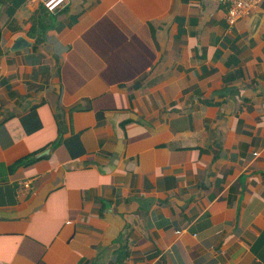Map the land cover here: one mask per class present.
Returning <instances> with one entry per match:
<instances>
[{"label":"crops","instance_id":"0c3cea01","mask_svg":"<svg viewBox=\"0 0 264 264\" xmlns=\"http://www.w3.org/2000/svg\"><path fill=\"white\" fill-rule=\"evenodd\" d=\"M0 264H264V0H0Z\"/></svg>","mask_w":264,"mask_h":264},{"label":"built area","instance_id":"2783aa9c","mask_svg":"<svg viewBox=\"0 0 264 264\" xmlns=\"http://www.w3.org/2000/svg\"><path fill=\"white\" fill-rule=\"evenodd\" d=\"M67 0H63V3H57V0H42L45 8L48 11H55L61 7ZM227 5V22L231 25L236 19L246 15L249 10L254 8L260 0H223ZM29 187L28 181L19 182L18 189L26 190ZM42 201V198L41 200Z\"/></svg>","mask_w":264,"mask_h":264},{"label":"clouds","instance_id":"9594fccd","mask_svg":"<svg viewBox=\"0 0 264 264\" xmlns=\"http://www.w3.org/2000/svg\"><path fill=\"white\" fill-rule=\"evenodd\" d=\"M57 3L59 4V3H63V0H57Z\"/></svg>","mask_w":264,"mask_h":264}]
</instances>
